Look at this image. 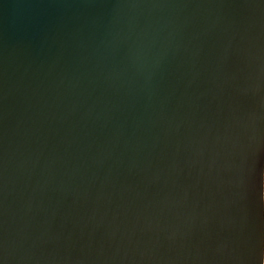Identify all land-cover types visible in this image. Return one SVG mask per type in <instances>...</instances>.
<instances>
[{
	"label": "water",
	"instance_id": "95a60500",
	"mask_svg": "<svg viewBox=\"0 0 264 264\" xmlns=\"http://www.w3.org/2000/svg\"><path fill=\"white\" fill-rule=\"evenodd\" d=\"M0 264H264V0H0Z\"/></svg>",
	"mask_w": 264,
	"mask_h": 264
}]
</instances>
